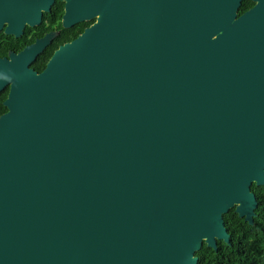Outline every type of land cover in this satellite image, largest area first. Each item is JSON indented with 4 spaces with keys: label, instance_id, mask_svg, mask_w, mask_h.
I'll list each match as a JSON object with an SVG mask.
<instances>
[{
    "label": "water",
    "instance_id": "water-1",
    "mask_svg": "<svg viewBox=\"0 0 264 264\" xmlns=\"http://www.w3.org/2000/svg\"><path fill=\"white\" fill-rule=\"evenodd\" d=\"M93 1L42 73L35 47L0 60V264H199L232 209L255 225L264 0Z\"/></svg>",
    "mask_w": 264,
    "mask_h": 264
},
{
    "label": "flooded vegetation",
    "instance_id": "flooded-vegetation-1",
    "mask_svg": "<svg viewBox=\"0 0 264 264\" xmlns=\"http://www.w3.org/2000/svg\"><path fill=\"white\" fill-rule=\"evenodd\" d=\"M72 1L70 0V3L69 0H54L49 11H42L40 21L35 25H30L27 21L30 12L29 0H7L6 7L0 2V19L3 20L0 28V60L11 59V55H19L26 49L35 47L39 55L34 63L40 56H49L41 71L33 67L34 63L31 65L35 71L42 73L57 51L72 44L94 26L99 18L105 16L102 12L105 7L101 9L93 0L88 8L75 6ZM107 1L111 4V13L138 12L135 2L124 7V0ZM85 11H88L89 15H82ZM9 93L8 86L0 92V98L7 99Z\"/></svg>",
    "mask_w": 264,
    "mask_h": 264
},
{
    "label": "trees",
    "instance_id": "trees-1",
    "mask_svg": "<svg viewBox=\"0 0 264 264\" xmlns=\"http://www.w3.org/2000/svg\"><path fill=\"white\" fill-rule=\"evenodd\" d=\"M254 6L252 0H245L239 14H243ZM49 56H40L33 67L41 71ZM6 98H0V115L7 111L3 105ZM252 190L258 199L255 225L250 226L232 209L224 216L226 226L231 235V244L219 241L216 252L204 244L197 253L199 264H264V187L253 185Z\"/></svg>",
    "mask_w": 264,
    "mask_h": 264
}]
</instances>
